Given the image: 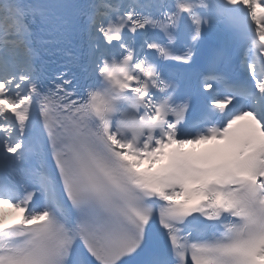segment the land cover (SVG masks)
I'll return each instance as SVG.
<instances>
[{
    "label": "snow or ice",
    "instance_id": "obj_1",
    "mask_svg": "<svg viewBox=\"0 0 264 264\" xmlns=\"http://www.w3.org/2000/svg\"><path fill=\"white\" fill-rule=\"evenodd\" d=\"M0 264H264V0H0Z\"/></svg>",
    "mask_w": 264,
    "mask_h": 264
},
{
    "label": "bare ground",
    "instance_id": "obj_2",
    "mask_svg": "<svg viewBox=\"0 0 264 264\" xmlns=\"http://www.w3.org/2000/svg\"><path fill=\"white\" fill-rule=\"evenodd\" d=\"M3 210H5V211L10 210V211L14 212V214H12L11 216L6 217V222H10V221L15 220L19 217V213L16 212L14 209L10 208L9 206H4Z\"/></svg>",
    "mask_w": 264,
    "mask_h": 264
},
{
    "label": "rangeland",
    "instance_id": "obj_3",
    "mask_svg": "<svg viewBox=\"0 0 264 264\" xmlns=\"http://www.w3.org/2000/svg\"><path fill=\"white\" fill-rule=\"evenodd\" d=\"M4 213H5V216L7 217V216H11L12 214H14V212H12V211H10V210H4Z\"/></svg>",
    "mask_w": 264,
    "mask_h": 264
}]
</instances>
